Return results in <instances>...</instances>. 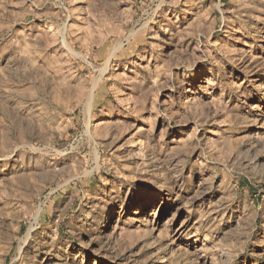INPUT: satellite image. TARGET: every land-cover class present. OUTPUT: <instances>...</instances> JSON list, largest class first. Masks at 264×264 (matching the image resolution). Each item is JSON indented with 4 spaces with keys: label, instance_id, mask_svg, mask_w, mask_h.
<instances>
[{
    "label": "rangeland",
    "instance_id": "374dc122",
    "mask_svg": "<svg viewBox=\"0 0 264 264\" xmlns=\"http://www.w3.org/2000/svg\"><path fill=\"white\" fill-rule=\"evenodd\" d=\"M0 264H264V0H0Z\"/></svg>",
    "mask_w": 264,
    "mask_h": 264
}]
</instances>
